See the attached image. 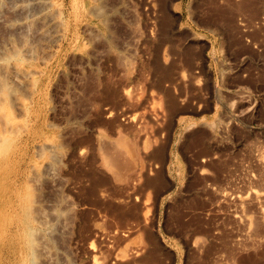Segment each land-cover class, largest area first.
I'll return each instance as SVG.
<instances>
[{
  "label": "rangeland",
  "instance_id": "rangeland-1",
  "mask_svg": "<svg viewBox=\"0 0 264 264\" xmlns=\"http://www.w3.org/2000/svg\"><path fill=\"white\" fill-rule=\"evenodd\" d=\"M0 264H264V0H3Z\"/></svg>",
  "mask_w": 264,
  "mask_h": 264
},
{
  "label": "bare ground",
  "instance_id": "bare-ground-1",
  "mask_svg": "<svg viewBox=\"0 0 264 264\" xmlns=\"http://www.w3.org/2000/svg\"><path fill=\"white\" fill-rule=\"evenodd\" d=\"M2 1H3V0H0V3H2ZM22 25H23V24H22ZM22 25H21V26H22ZM25 25H26V24H25ZM17 26H18V24H17ZM17 26H16V25H14V27L17 29V28H19V27H20V24H19V27H17ZM28 26H29V23H28ZM23 27H24V26H23ZM25 27H26V26H25ZM20 28H21V27H20Z\"/></svg>",
  "mask_w": 264,
  "mask_h": 264
}]
</instances>
